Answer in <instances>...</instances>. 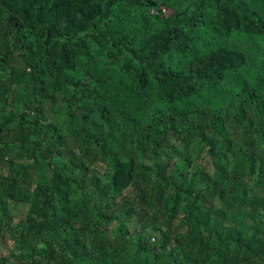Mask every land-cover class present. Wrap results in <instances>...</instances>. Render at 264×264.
<instances>
[{"label": "trees", "instance_id": "16d2710c", "mask_svg": "<svg viewBox=\"0 0 264 264\" xmlns=\"http://www.w3.org/2000/svg\"><path fill=\"white\" fill-rule=\"evenodd\" d=\"M0 264H264V0H0Z\"/></svg>", "mask_w": 264, "mask_h": 264}, {"label": "built area", "instance_id": "2783aa9c", "mask_svg": "<svg viewBox=\"0 0 264 264\" xmlns=\"http://www.w3.org/2000/svg\"><path fill=\"white\" fill-rule=\"evenodd\" d=\"M160 10L162 11L163 14L167 15L169 12L166 10L164 7H161Z\"/></svg>", "mask_w": 264, "mask_h": 264}]
</instances>
